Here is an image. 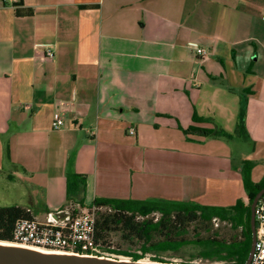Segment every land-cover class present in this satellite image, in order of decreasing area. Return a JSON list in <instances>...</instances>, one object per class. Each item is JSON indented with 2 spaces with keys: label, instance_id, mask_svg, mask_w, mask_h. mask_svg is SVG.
<instances>
[{
  "label": "crops",
  "instance_id": "crops-1",
  "mask_svg": "<svg viewBox=\"0 0 264 264\" xmlns=\"http://www.w3.org/2000/svg\"><path fill=\"white\" fill-rule=\"evenodd\" d=\"M245 94L255 136L264 128V0H0V167L20 185L13 205L39 219L87 194L245 199L222 137L183 131L232 134ZM195 113L208 120L195 123ZM254 149L248 159L263 152ZM70 161L85 182L74 201Z\"/></svg>",
  "mask_w": 264,
  "mask_h": 264
},
{
  "label": "trees",
  "instance_id": "trees-1",
  "mask_svg": "<svg viewBox=\"0 0 264 264\" xmlns=\"http://www.w3.org/2000/svg\"><path fill=\"white\" fill-rule=\"evenodd\" d=\"M195 123L207 121L198 114L193 115ZM183 131L186 135L201 134L231 138L233 135L223 129L206 128L190 125ZM237 133L247 135L245 125V109L241 108ZM258 162L244 159L240 167L243 185L248 196L237 199L231 206L203 204L192 200L149 198L144 200L122 199L115 197H96L91 204L96 207L97 237L103 244L112 232H122L125 239L141 242L140 252L122 249H109L113 253L132 256L133 261L141 260L145 254L158 255L176 252L187 246L200 249L199 256L223 262V264H245L252 247V230L250 225L251 204L256 194L264 188V176L253 179V170ZM79 174L71 169V161L67 168V198L75 199L85 185ZM74 201V200H73ZM86 207L83 201H77ZM106 207L105 212L99 209ZM31 214L26 207L0 206V240L12 242L16 221ZM228 222L235 233L229 238L219 236L214 219ZM194 225L193 234L190 227ZM158 262H167L154 259Z\"/></svg>",
  "mask_w": 264,
  "mask_h": 264
},
{
  "label": "built area",
  "instance_id": "built-area-1",
  "mask_svg": "<svg viewBox=\"0 0 264 264\" xmlns=\"http://www.w3.org/2000/svg\"><path fill=\"white\" fill-rule=\"evenodd\" d=\"M196 51L202 57L208 56L204 48L196 47ZM47 57L49 59L54 57V52L50 48L47 49ZM64 124V119L56 113L52 122L53 129H60ZM129 133L135 135L136 128L130 127ZM27 211L30 212V217L16 221L14 243L39 251L55 250L69 255L115 259L112 258L115 253L109 250L111 246L103 244L97 237L96 207L88 209L74 205L66 206L47 212L43 219L33 215L30 208H27ZM214 221L218 226L220 220L215 218ZM128 257L132 259V256ZM249 264H264V194L256 205V242Z\"/></svg>",
  "mask_w": 264,
  "mask_h": 264
},
{
  "label": "rangeland",
  "instance_id": "rangeland-1",
  "mask_svg": "<svg viewBox=\"0 0 264 264\" xmlns=\"http://www.w3.org/2000/svg\"><path fill=\"white\" fill-rule=\"evenodd\" d=\"M242 99H243V106H245L244 107L245 116H247L248 98H247L246 94L242 97ZM130 115L133 116V112L131 110L127 109L125 112V116L128 117ZM237 123H238V121H237ZM228 128H230V130H232L233 136L231 138H223L222 137V141H224V143L226 144V146L230 150L229 156H230V160H231V164H232L233 168L241 167L243 160L248 159L249 158L248 156H251L254 153V151H255L254 148H256V150L260 149V148H261V150H263V152L261 153V155L259 157H257V158L253 157V158H255L254 160H256L258 162V164L254 170L253 178L255 180H258L259 178L262 177V175L264 173V128H263V126L258 125L257 135H255V136L254 135L251 136L249 133L246 136H242L239 133L236 134V130H237V124L236 123H235V125H232L231 127H228ZM254 128H256V126ZM254 156H256V155H254ZM6 158H7L6 152L3 153V151H1L0 161L5 164ZM198 163H199V167L209 166V162L207 160H205L203 162L199 161ZM193 170L194 169L191 168V171H193ZM195 170H202V172H204L203 170H205V169H201V168L196 169L195 168ZM5 171H6V169H3L2 167H0V206H12L15 203L16 199H18V195H19V192L21 191V188L17 182H13L11 179L9 180L6 177ZM206 172H209V171L206 170ZM232 184L234 185V183H231V186H232ZM235 184L238 185L239 187L234 192V196H236L237 193L240 194L241 188H242L239 184H237V183H235ZM208 185H210V184H208ZM212 186H214V185H212ZM217 186H221V185L217 184ZM231 193H233V192H230V194L228 193V196H230ZM244 195H245V200L247 201L248 200L247 193L245 192ZM86 200L87 201L84 204H85L86 208L90 209L91 208L90 206H91L93 201H90L91 197L88 194H87ZM71 205H74L78 208L79 207L85 208V207L80 206L77 202H74L73 204H68V207H71ZM99 210L101 212H105L107 210V208L102 207ZM220 225L221 226L219 228H217L218 229L217 233L220 237L225 236V237L229 238V236H231V234L235 233V231H236L230 227V224L228 222H223V221L221 222L220 221ZM193 229H194V225H192L190 227V234H193ZM4 242H9V241H4ZM106 243L108 245H110L111 248H113V249H122V250L131 251V252H140L141 242L139 240L131 241L129 239H125L123 237L122 232H120V231L112 232L108 236ZM199 251H200V249L195 247V246H187V247H184L181 250L176 251V252L162 253V254L158 255L157 258H155L156 255L154 253L149 252V253L145 254V256L139 261L155 262L154 259H162V260L167 261L168 263L223 264V262H221V261L202 258L201 256H199ZM116 254L117 253H115L114 257L112 256V258L129 259V257L126 255H123V254H117L116 255ZM129 260L133 261L132 259H129Z\"/></svg>",
  "mask_w": 264,
  "mask_h": 264
},
{
  "label": "water",
  "instance_id": "water-1",
  "mask_svg": "<svg viewBox=\"0 0 264 264\" xmlns=\"http://www.w3.org/2000/svg\"><path fill=\"white\" fill-rule=\"evenodd\" d=\"M264 194V188L260 190L251 204L250 225L252 230V247L245 264L252 259L256 242V205ZM0 264H187L168 262H144L122 259H109L101 257H89L81 255H68L60 253H46L28 247L14 246L0 241Z\"/></svg>",
  "mask_w": 264,
  "mask_h": 264
},
{
  "label": "bare ground",
  "instance_id": "bare-ground-1",
  "mask_svg": "<svg viewBox=\"0 0 264 264\" xmlns=\"http://www.w3.org/2000/svg\"><path fill=\"white\" fill-rule=\"evenodd\" d=\"M5 243H8L9 245H16V246H21V247H25V246H22V245H18L14 242H5ZM31 249V248H30ZM43 252H46V253H59L58 251H55V250H50V251H47V250H41ZM60 254H63V253H60ZM69 255V254H68Z\"/></svg>",
  "mask_w": 264,
  "mask_h": 264
}]
</instances>
